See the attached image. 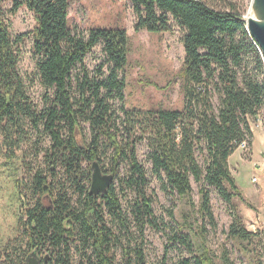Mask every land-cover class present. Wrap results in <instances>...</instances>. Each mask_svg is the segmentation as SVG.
<instances>
[{"label": "trees", "instance_id": "trees-1", "mask_svg": "<svg viewBox=\"0 0 264 264\" xmlns=\"http://www.w3.org/2000/svg\"><path fill=\"white\" fill-rule=\"evenodd\" d=\"M128 1L136 32L169 33L171 21L183 32L180 111L123 108L122 117L116 115L111 100L122 102L125 89L120 74L127 66L129 40L124 30L92 29L79 36L68 26V0H0V126L21 129L28 122L41 128L51 141L48 163L61 170L49 180L41 171L33 177L35 203L26 204L21 221L26 244L6 252L0 264H25L34 249L46 250L49 264H72V251L79 259L75 264H118L115 249L121 251L120 264H146L142 242L127 240L133 237L131 224L141 239L146 225L156 227L153 201L146 195L147 173L136 152L140 143L164 192L187 198L193 180L214 188L227 204L240 197L228 161L241 144L251 145L249 119L264 114V59L239 10L230 0ZM7 2L10 15L26 7L36 19L37 78L46 91L41 110L19 75L18 46L25 36L12 39L3 9ZM99 46L103 62L89 72L84 60ZM102 159L108 160L102 172L119 182L121 195L127 190L135 196L128 212L114 183L102 197L88 194L90 167H81L94 161L100 165ZM200 195L196 213L214 227L209 195L203 189ZM227 237L248 244L255 236L234 216ZM178 239L192 251L188 235ZM223 262L231 264L226 257ZM193 264L214 263L204 252Z\"/></svg>", "mask_w": 264, "mask_h": 264}, {"label": "rangeland", "instance_id": "rangeland-1", "mask_svg": "<svg viewBox=\"0 0 264 264\" xmlns=\"http://www.w3.org/2000/svg\"><path fill=\"white\" fill-rule=\"evenodd\" d=\"M68 1V26L74 34L86 37L92 29H121L128 36L127 66L120 74L125 82L122 102L117 98L111 100L112 109L117 116L122 117L123 108L140 111L182 109L180 73L184 52L180 40L183 32L174 22H170L169 33L136 32V19L128 0ZM230 1L239 10L243 21L246 20L254 0ZM11 8V3H4L9 33L12 39L25 36L18 46L19 75L32 103L37 110H41L46 91L39 85L37 78V57L34 55L32 37L37 25L36 19L26 7H22L14 15L9 14ZM255 17L258 18L256 13ZM102 62L103 55L99 46L86 57L84 66L89 72H94ZM247 62L252 63L249 58ZM212 104L216 111L219 106L216 97ZM249 127L252 134L251 145L245 144L244 150L239 148L228 161L231 176L240 193V197H234L230 204L224 202L214 188L196 184L193 180L192 193L187 198L164 192L161 183L152 173L145 143L137 144L138 161L147 173L146 195L153 201L156 227L146 225L141 239L134 224H131L130 232L133 237L130 239L128 235L127 240L132 244L142 242L146 264H181L183 261L193 264L195 257L204 252L214 264H223V257L228 258L231 264H264V114L261 113L254 120L249 119ZM37 128L28 122L21 129L4 124L0 126V263L6 252L26 244L21 221H24L26 204L35 203L33 177L41 171L49 180L52 175L61 171L53 170L49 165L51 141L41 128L36 130ZM83 132L84 138H89L87 126ZM81 139L79 135L80 142ZM196 159L203 167L200 154H196ZM102 160L99 166L105 169L108 167V160ZM86 166L91 167V164H83L81 168L84 170ZM124 175L122 169L120 177ZM253 179L256 182H252ZM113 183L119 194L122 210L128 212L129 203L135 199L134 194L126 190L122 196L119 182L115 180ZM201 189L209 195L214 227L196 213ZM46 203L43 201L44 205ZM234 216L240 219L246 232L255 236L251 243L240 244L227 237ZM185 235L191 239L192 251L178 239ZM121 240L124 238L121 237ZM33 251L29 250L26 257ZM113 253L115 263L120 264V249H115ZM37 257L50 258V254L46 250H37ZM71 260L72 264L79 260L74 251L71 253Z\"/></svg>", "mask_w": 264, "mask_h": 264}, {"label": "water", "instance_id": "water-1", "mask_svg": "<svg viewBox=\"0 0 264 264\" xmlns=\"http://www.w3.org/2000/svg\"><path fill=\"white\" fill-rule=\"evenodd\" d=\"M252 5L258 20H253L251 18L248 19V21L244 20L246 31L258 45L264 59V0H254ZM90 171L91 176L88 194L94 198L102 197L113 185L114 178L112 175L104 174L96 161L92 162ZM25 264H40L36 249L26 257Z\"/></svg>", "mask_w": 264, "mask_h": 264}, {"label": "bare ground", "instance_id": "bare-ground-1", "mask_svg": "<svg viewBox=\"0 0 264 264\" xmlns=\"http://www.w3.org/2000/svg\"><path fill=\"white\" fill-rule=\"evenodd\" d=\"M255 11H254V8H253V5H251V8L249 10V13H248V16L246 17V21H248V19H253V20H258V18L255 17ZM48 257V256H47Z\"/></svg>", "mask_w": 264, "mask_h": 264}, {"label": "flooded vegetation", "instance_id": "flooded-vegetation-1", "mask_svg": "<svg viewBox=\"0 0 264 264\" xmlns=\"http://www.w3.org/2000/svg\"><path fill=\"white\" fill-rule=\"evenodd\" d=\"M45 259H46V262H45ZM39 261H40V264H49L50 263V258H44V259H39Z\"/></svg>", "mask_w": 264, "mask_h": 264}, {"label": "built area", "instance_id": "built-area-1", "mask_svg": "<svg viewBox=\"0 0 264 264\" xmlns=\"http://www.w3.org/2000/svg\"><path fill=\"white\" fill-rule=\"evenodd\" d=\"M245 146H246L245 143L241 144L240 147H239L240 150H244L245 149ZM252 182H256V180L253 179Z\"/></svg>", "mask_w": 264, "mask_h": 264}]
</instances>
